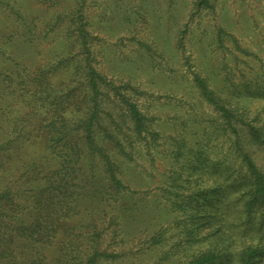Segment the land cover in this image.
<instances>
[{"label":"rangeland","instance_id":"1","mask_svg":"<svg viewBox=\"0 0 264 264\" xmlns=\"http://www.w3.org/2000/svg\"><path fill=\"white\" fill-rule=\"evenodd\" d=\"M196 1L0 0V143L10 139L14 115L49 116L45 124L52 114L72 117L86 91L88 61L122 86L150 118L148 131L157 133L136 136L125 105L106 97L94 134L106 145V126L119 135L124 153H117L112 141L109 146L115 149L117 175L126 188L118 194L109 188L99 159L81 158L78 149L57 187L65 199L82 195L81 213L88 219L100 217L102 247L114 256L99 264H186L198 247L221 242L212 232L219 225L214 212H222L216 205L223 191L206 201L213 220L199 221L204 237L195 242L186 231L189 216L179 206L200 188L228 185L240 163L236 119L231 126L205 99L195 75L234 112L237 105L251 118L264 119V0H210L211 7H198ZM81 22L88 34L85 44L78 36ZM67 129V139L74 137L71 141L79 148L77 130ZM247 133L239 129L240 145L264 164L263 151L249 143ZM33 145L37 147L31 151L48 153L46 144ZM25 151L26 145L19 157L25 159ZM23 170L10 176L16 180ZM91 195H102L103 207ZM122 203L130 216L111 219ZM196 204L201 209L204 198ZM226 209L225 231L233 237L227 243L234 249L241 220L230 205ZM155 235H160L158 243L152 242ZM230 261L214 264L236 263Z\"/></svg>","mask_w":264,"mask_h":264},{"label":"trees","instance_id":"2","mask_svg":"<svg viewBox=\"0 0 264 264\" xmlns=\"http://www.w3.org/2000/svg\"><path fill=\"white\" fill-rule=\"evenodd\" d=\"M196 6L211 7L210 0H197ZM85 26V22L77 25L78 36L84 44L88 37ZM84 69L86 91L72 117L52 114L45 124L44 119L49 116L42 120L31 119L25 113L21 118L14 115L9 120L13 124L8 136L10 139L5 138L0 143V264H99L103 257L114 256L102 247L101 233L105 228L100 227V217L88 219L87 215L81 213L84 209L82 195L65 199L60 196L57 187L61 186L63 176L67 172L69 174L72 156L77 154L78 149L81 158L85 154L99 159L109 188H115L117 194L121 192L120 188H126L117 175L118 167L113 153L115 149L117 153H124L125 148L119 135L106 126L107 135L103 139L108 144L106 145L100 144L94 134V128L101 123V105L106 97L110 99L114 96L125 105V114L133 122L132 130L136 136L140 137L143 132L148 131L150 118L122 90L121 85L108 80L89 61ZM195 81L205 99L222 113L231 126L232 118L236 119L235 146L236 157L240 158V163L236 178L228 179V185L215 184L207 189L200 188L189 193L186 200L179 203L189 216L187 235L195 242L204 237L199 235V230L203 227H199L203 224L199 221L204 218H209L207 222L213 220V215L206 211V201L212 199L217 192L223 191L219 197L220 203L216 205L222 212H214L219 216V225L212 232L217 234L221 242L210 241L208 246L198 247L197 253L186 264H214L229 260L230 263L236 260L235 264H264V164L259 165L253 153L240 145L238 135L241 127L246 128L249 143L264 153V119L251 118L247 109L237 105L234 112L228 102L208 86L204 78L195 75ZM70 127L77 130L75 136L80 141L79 148L74 140L71 141L74 137L67 139L70 135L67 128ZM13 129L18 130V134L14 135ZM150 133L153 136L157 134ZM38 141L40 145H47L45 151L48 153L43 150H30ZM111 141L117 147L114 150L109 146ZM24 145L28 149L24 152L25 159L19 157V149ZM19 161H22V165ZM21 168L24 170L20 176L13 179L10 175ZM22 177L24 179L20 181ZM65 194L67 193H63ZM225 195L234 196L229 199ZM91 197L101 207L106 202L102 195ZM199 197L205 200V204H200L201 209H198V204L192 205ZM227 205L236 212V220H241L238 223L242 226L236 229V236L239 235V238L236 237L234 249L227 243L233 237L227 236L225 231ZM129 210L122 203L119 214L113 215L111 219L130 216ZM220 221H224V224ZM159 236H153L152 242L158 243ZM243 236H248L247 240L240 241ZM220 243H223L222 247L217 245Z\"/></svg>","mask_w":264,"mask_h":264}]
</instances>
